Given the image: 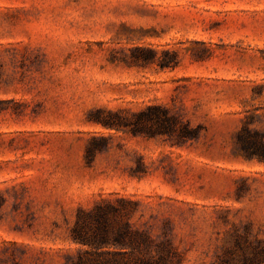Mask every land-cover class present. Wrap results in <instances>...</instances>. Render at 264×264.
I'll return each instance as SVG.
<instances>
[{
  "label": "rangeland",
  "instance_id": "374dc122",
  "mask_svg": "<svg viewBox=\"0 0 264 264\" xmlns=\"http://www.w3.org/2000/svg\"><path fill=\"white\" fill-rule=\"evenodd\" d=\"M242 127L264 136V0H0V264H63L102 199L136 202L183 264H219L234 233L262 247Z\"/></svg>",
  "mask_w": 264,
  "mask_h": 264
},
{
  "label": "trees",
  "instance_id": "16d2710c",
  "mask_svg": "<svg viewBox=\"0 0 264 264\" xmlns=\"http://www.w3.org/2000/svg\"><path fill=\"white\" fill-rule=\"evenodd\" d=\"M167 53V52H166ZM170 62L158 65L168 67ZM145 120L151 124V107L147 108ZM121 112L110 113L109 117L98 121L111 129H119L123 124ZM177 121V118L171 117ZM169 131L174 132V127ZM193 137L187 124L181 129L178 139ZM236 152L250 159L264 162V136L242 127L235 136ZM6 204V198L0 193V218ZM136 202L119 198L114 201L100 200L91 209L79 208L74 223L69 230L71 243L84 248L75 254H66L63 264H183L181 254L172 245L169 237L156 240L146 230L136 227L130 221L136 210ZM256 243L260 240L254 239ZM242 243H248L249 253L244 252ZM263 246L252 245L245 234L234 233L233 249H227L219 264H261L264 262ZM241 257L236 259V252Z\"/></svg>",
  "mask_w": 264,
  "mask_h": 264
}]
</instances>
